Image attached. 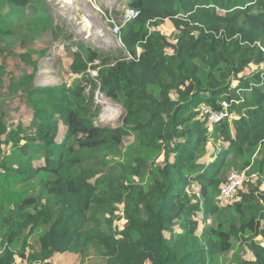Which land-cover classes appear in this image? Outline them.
<instances>
[{
  "label": "trees",
  "instance_id": "obj_1",
  "mask_svg": "<svg viewBox=\"0 0 264 264\" xmlns=\"http://www.w3.org/2000/svg\"><path fill=\"white\" fill-rule=\"evenodd\" d=\"M45 2L0 0V36L24 23L33 40L28 26L52 23ZM127 7L116 52L74 53L71 84L32 88L25 73L29 123L0 113V264H214L235 245L250 253L238 264H264V0ZM165 22L174 39L155 32ZM96 88L121 124H99ZM231 155L254 177L222 203Z\"/></svg>",
  "mask_w": 264,
  "mask_h": 264
},
{
  "label": "rangeland",
  "instance_id": "obj_2",
  "mask_svg": "<svg viewBox=\"0 0 264 264\" xmlns=\"http://www.w3.org/2000/svg\"><path fill=\"white\" fill-rule=\"evenodd\" d=\"M45 1L52 23H48L38 31L28 26L34 35L33 40L25 38L27 25L24 23L16 27L13 33L0 36V113L3 112L2 117L10 125H27L31 118L30 110L25 105L26 91H23L17 82L25 73L32 76V88L60 83L71 84L79 80V75L70 70L74 53L83 52L87 45L102 49L104 52H116L121 47V42L118 41V36L112 32V29L113 24L118 22L126 10L129 0ZM167 23L169 22L159 25L155 32L159 31L170 39H174L171 34H175L176 31ZM97 24L102 25L104 31L102 37L95 34ZM91 71L93 70L90 69L88 72L92 75ZM102 97L107 103L101 100ZM94 99L100 108L97 117L99 124L106 123L112 126L121 124V119L117 121L122 118L120 116L124 112L121 104L107 98L98 88L95 89ZM107 107L115 111L114 120L106 119L108 112L105 108ZM132 140V136H124V147ZM226 162L229 166L226 177L238 171L237 166L242 164L241 158L233 155L228 156ZM36 239H30L32 246L37 244ZM257 239L261 240V237ZM248 253L249 251H245V246L235 245L232 251L213 263L238 264L243 257H250ZM71 257V254L57 253L51 260L53 264H78V261ZM16 264L26 263L17 258ZM86 264L105 263L93 260Z\"/></svg>",
  "mask_w": 264,
  "mask_h": 264
},
{
  "label": "built area",
  "instance_id": "obj_3",
  "mask_svg": "<svg viewBox=\"0 0 264 264\" xmlns=\"http://www.w3.org/2000/svg\"><path fill=\"white\" fill-rule=\"evenodd\" d=\"M138 16V11L131 8H126L124 13L121 15L120 19L116 24H113L112 32L118 36V41L120 42V30L121 28L129 21L135 19ZM92 76L96 75V71H91ZM88 92L90 91V86L86 88ZM205 113H208L209 121L212 123L216 120H218L223 114L220 112H215L210 109H205ZM254 177V174H251L250 176L246 175L245 171L243 172H232L228 174L226 177V181L221 187L220 193L217 196L218 202L222 203H231L234 201H238L240 199L239 196V190L244 185V182L246 180H249L250 178Z\"/></svg>",
  "mask_w": 264,
  "mask_h": 264
},
{
  "label": "bare ground",
  "instance_id": "obj_4",
  "mask_svg": "<svg viewBox=\"0 0 264 264\" xmlns=\"http://www.w3.org/2000/svg\"><path fill=\"white\" fill-rule=\"evenodd\" d=\"M110 2H111V1H110ZM87 24H88V23H87ZM97 25H98V24H97ZM87 26H88V25H87ZM103 32H104V31H103L102 25L99 24V25H98V28H97V30H96V32H95V34L98 35V36H101V37H102V36L104 35ZM88 34H89V33H88ZM101 100H103L104 103H107V102H106V99H105L104 97H102ZM102 103H103V102H102ZM105 110H106V112H108V118L104 117L105 115H104V116L102 115V116H103L104 118H106V119H109V120H112V119H113V120H114V117H115L114 112H115V111H111V109L108 108V107L105 108Z\"/></svg>",
  "mask_w": 264,
  "mask_h": 264
},
{
  "label": "clouds",
  "instance_id": "obj_5",
  "mask_svg": "<svg viewBox=\"0 0 264 264\" xmlns=\"http://www.w3.org/2000/svg\"><path fill=\"white\" fill-rule=\"evenodd\" d=\"M128 8V7H127ZM120 38V37H119ZM90 70V69H89ZM91 70H94V71H96L95 69H91ZM97 73V72H96ZM99 89V88H98ZM91 90V89H90ZM94 92H95V90H94ZM240 196V195H239ZM240 200V199H239Z\"/></svg>",
  "mask_w": 264,
  "mask_h": 264
},
{
  "label": "water",
  "instance_id": "obj_6",
  "mask_svg": "<svg viewBox=\"0 0 264 264\" xmlns=\"http://www.w3.org/2000/svg\"><path fill=\"white\" fill-rule=\"evenodd\" d=\"M122 114H123V113H122ZM122 114H121V116H120V117H122ZM120 119H121V118H119V120H117V121H120Z\"/></svg>",
  "mask_w": 264,
  "mask_h": 264
}]
</instances>
